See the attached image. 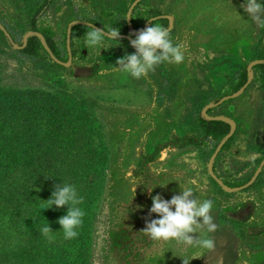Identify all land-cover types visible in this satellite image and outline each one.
<instances>
[{"label": "rangeland", "instance_id": "obj_1", "mask_svg": "<svg viewBox=\"0 0 264 264\" xmlns=\"http://www.w3.org/2000/svg\"><path fill=\"white\" fill-rule=\"evenodd\" d=\"M32 1L0 0V13L7 22L22 23ZM117 1L57 0L54 11L45 17V23L59 37L63 38L66 33L67 46L72 39H82L85 56L81 59H73L72 56L68 70L61 73L62 79L71 91L90 95L99 102L98 115L103 124L100 132L105 134L109 148V160L104 173L101 171L99 176L94 173L97 176V192L92 206L94 219L88 256L83 264H183V260L189 259H192L190 264H255L257 259L264 257V253H260L262 250L255 247L256 244L264 243V234L258 233L261 227L264 228V203L255 206L252 202L253 206L250 207L245 201L255 200L248 198L249 193H231L211 174H216L223 182L238 181L245 161L262 157L255 150L252 151L254 153L248 152V147L264 148L263 133L259 131L251 134V118L259 107L256 86L253 85L245 93L246 86L244 91L242 88L226 99L236 100L229 110H222L220 115L228 116L229 111L234 114L236 136L230 150L221 155L217 165L216 159L211 165L216 149L209 155L206 146L202 149L194 144L181 146L177 141L185 135H195L194 124L185 119L191 114V101L197 95H202L201 91L211 89L210 85L217 89L224 81L217 71L219 67L213 66L217 59L230 57L232 66L258 62L259 59H254L255 56L251 54V48L260 36V26L241 8L244 0H210L214 12L211 13L212 8L202 9V16L201 11L196 15L195 0L177 4L172 0L168 5L171 8H166L172 11L176 20L175 33L171 39L174 44L182 46L185 60L179 65L164 64L175 74H160L157 69L152 72L149 97L147 86L142 90L140 79L121 74L120 71L110 72V67L116 65L119 58V55L117 58L112 54L126 48L124 44L106 41L112 46L107 50L102 49L100 53L98 49L84 46L85 33L90 30H75L77 25L92 28L80 22L92 23L90 20L93 19L102 24L97 25L99 28L112 24L114 14L111 16L105 12L103 6L112 7L110 4L114 6ZM130 10L129 6L128 12ZM77 11L85 20L77 18ZM17 47L14 44L13 48ZM0 56L4 63L2 70L5 81L44 87L48 80L45 79V67L35 66L30 60L6 49H0ZM102 59H106L105 62ZM98 61L108 70L98 71L95 67ZM205 61L217 69L203 71L201 62ZM92 66L95 68L92 69ZM115 79L118 81L114 82ZM253 79L254 70L250 83ZM130 83L134 85L133 89ZM112 84L116 87L109 89ZM160 93L164 96L163 103L159 98ZM253 97L255 99L252 101ZM251 169L247 167V174ZM152 185L156 187L151 195L160 194L165 199H171L181 189L191 187L200 200L214 201L211 214L218 226L217 231L210 234L215 241L214 250L199 249L176 240H150L142 233L146 221L157 218L156 214H149L152 201L148 189ZM250 195L258 198V192ZM241 204L249 205V213L244 219L251 227L247 235L220 214L222 206L238 207ZM190 235L195 238L198 233ZM8 244L9 248L13 245L11 242Z\"/></svg>", "mask_w": 264, "mask_h": 264}, {"label": "trees", "instance_id": "obj_2", "mask_svg": "<svg viewBox=\"0 0 264 264\" xmlns=\"http://www.w3.org/2000/svg\"><path fill=\"white\" fill-rule=\"evenodd\" d=\"M56 1L30 2L22 23L7 22L0 13V22L12 39L11 41L0 29V49L14 51L16 56L30 60L35 66L42 65L46 68L45 79H48L44 87L40 88L30 84L18 85L16 81L8 83L5 81L2 70L4 63L0 56V264H83L88 256L94 219L92 206L97 192L94 173H104L109 160L105 134L100 132L103 124L98 115L99 102L90 95L71 91L62 79L61 73L68 70L63 64L69 58L67 35L65 33L63 38L59 37L54 29L45 23V17L54 11ZM133 1L118 0L114 6L113 3L110 4L112 7H106L104 4L105 12H109L111 16L114 14L113 23L104 28H119L120 34H129L127 14ZM150 1L153 0L144 1L131 12L130 26L135 33L143 30L151 17L163 15L161 9L146 6ZM77 12V18L85 20V17H81L79 11ZM90 22L102 25L95 19ZM155 23L170 27L166 18H158ZM76 29L92 28L77 25ZM118 39L120 44L132 48L128 38L121 36ZM263 39L264 27H260V36L251 48L254 59L259 60L252 69H249L248 62L232 66L230 57L217 59L214 63L216 65L213 66L219 67L217 71L221 73L224 81L219 88L201 91L203 94L197 95V98L191 101L192 111L185 119L194 124L195 135H185L178 139L177 142H180L181 146L194 144L201 149L206 146V152L210 155L223 143L231 131V124L217 117L221 116L222 110H229L236 99L218 103L223 98H229L230 94L241 91L248 83L253 70L254 79L245 90L246 93L254 85L259 92V107L251 118V134L259 131L264 133ZM14 44L18 46L17 49L13 48ZM69 45L73 58L81 59L85 56L81 38L76 41L72 39ZM116 54L122 53L118 51ZM156 69L160 74L176 73L164 64ZM13 77L15 78V75ZM166 81L169 82L168 79ZM159 98L163 103L162 93ZM210 102L214 106L208 107L205 113L204 109ZM228 116L234 114L229 111ZM235 136L234 134L223 144L216 158V165L221 155L230 150ZM248 150L264 154L258 146L248 147ZM260 160H257L256 164L246 165L253 168L245 174L246 176L238 181L226 180L225 184L231 188L247 184ZM261 176L248 189L258 187ZM9 180L12 182L9 183ZM59 183L74 184L84 197V203L81 205L86 212L84 223L78 229V238L73 240L63 238L61 226L57 223L58 219L66 214L67 206L45 209L48 207L45 201L50 198L54 186ZM221 191L228 195L222 189ZM244 207V204L238 207L222 206L220 214L228 222L235 223L239 231L247 235L251 227L244 220L248 215L244 213ZM48 222L54 232L58 231L52 234L53 239L38 231ZM258 233L264 234V228L261 227ZM10 242L13 244L11 248L8 244ZM255 247L262 250L260 253H264V243L256 244ZM255 264H264V257L257 259Z\"/></svg>", "mask_w": 264, "mask_h": 264}, {"label": "clouds", "instance_id": "obj_3", "mask_svg": "<svg viewBox=\"0 0 264 264\" xmlns=\"http://www.w3.org/2000/svg\"><path fill=\"white\" fill-rule=\"evenodd\" d=\"M241 8L258 26L264 27V0H244ZM151 21V26L140 30L130 41L135 52L116 60L120 71L134 79L147 77L149 72H154L159 65H179L185 60L182 46L173 43L168 28L155 23V18ZM119 35V28L106 30L104 27L92 26V29L85 33L84 46L98 49L101 53L102 49L107 50L112 46L106 41H119ZM155 187L156 185H152L148 189L152 201L149 214H156L157 218L146 221L142 233L150 240H176L199 249L214 250L215 241L210 235L217 231L218 227L211 214L214 201L200 200L191 187L181 189L179 194L173 195L171 199H165L160 194L151 195ZM45 202L48 204L45 209L67 206L66 214L61 216L57 223L61 226L60 231L63 232L65 240L78 238V229L83 226L86 212L81 207L84 197L80 195L77 187L72 183H59L54 186V191ZM38 231L49 239H53L52 234L58 232L52 230L49 222L42 225ZM191 233H198V236L194 238ZM191 260H183V264H190Z\"/></svg>", "mask_w": 264, "mask_h": 264}, {"label": "crops", "instance_id": "obj_4", "mask_svg": "<svg viewBox=\"0 0 264 264\" xmlns=\"http://www.w3.org/2000/svg\"><path fill=\"white\" fill-rule=\"evenodd\" d=\"M137 0H134L133 2H132V4L130 5V7H131V11H129L128 12V14H127V20H128V24H129V34H123V35H120V36H123V37H126V38H128L130 41L132 40V39H134V37L138 34V33H136V34H134L132 31H131V28H130V24H131V19H130V17H131V12L133 11V9L135 8V7H137L138 5H140L141 3H144V1H146V0H139L138 2H137V4L135 5V6H133L134 5V3L136 2ZM171 1L172 0H153V1H150L149 3H148V5H146V6H154L155 8H159V9H161L162 10V12H163V15H161V16H156V17H151L149 20H148V24H147V26L144 28V29H146L147 27H149V26H151V24H152V21H151V19L152 18H155V20L156 19H158V18H166V19H168V22H169V28H168V30H169V32H170V30L172 29V31H173V29H174V26H175V22H176V20H175V16H174V14L172 13V11H169V10H166V8L168 7V5H169V3L171 4ZM176 1V4L177 3H184L186 0H175ZM196 1V15L198 16L199 15V12L202 10V9H210V8H212V6H211V4H210V0H195ZM212 1V0H211ZM173 4H174V1H173ZM172 4V5H173ZM145 7V6H144ZM168 8H171V6L170 7H168ZM167 8V9H168ZM212 12H214L213 11V8H212V10H211V13ZM130 13V14H129ZM201 16H202V11H201ZM213 14V13H212ZM89 24H91V26H92V23H89ZM94 26H96V27H98L97 25H95L94 24ZM99 28V27H98ZM175 32H172V34L170 35V37L174 34ZM70 44V43H69ZM70 46V45H69ZM120 49H118V50H116V51H119ZM68 52H69V49H68ZM120 53H122V54H116V52L114 51V54H112L113 56H116L117 57V55H119L118 57L120 58V57H123L125 54H129V53H134L135 52V49L134 48H129V47H123V49L121 50V51H119ZM72 54V53H71ZM73 56V55H72ZM117 57V58H118ZM223 58H224V56H222ZM74 59V58H73ZM106 60V59H105ZM105 60H103L102 59V62L104 61L105 62ZM95 63H98V65L96 64L95 65V67H96V69L98 70V71H101V72H103L102 70H108V69H104L105 67V65H102L99 61L98 62H95ZM201 64H202V70L204 71H210V69L212 68V65L210 66L209 64H207L206 63V61L205 62H201ZM93 67L94 66H92V69H93ZM94 67V68H95ZM109 68V67H108ZM97 70H96V72H97ZM113 72V71H120V69H119V67L117 66V65H112L111 67H110V72ZM212 71H213V69H212ZM212 71H210V72H212ZM121 72V74H124L122 71H120ZM151 75H152V72H149V74H148V76L147 77H142V78H140V80H141V83H142V86H141V88H142V90H144V88L146 89V86H147V95L150 97L151 96V93H150V84H151ZM118 80H116L115 79V81L114 82H117ZM133 83V82H132ZM132 83H130V87L133 89L134 88V85L132 84ZM146 84V85H145ZM116 86H114L113 84L112 85H110V87H109V89H113V88H115ZM210 87H211V89L212 90H214V88H212V85H210ZM256 89V88H255ZM208 90V89H207ZM256 91H257V94L259 93L258 92V90L256 89ZM255 98L253 97L251 100L253 101ZM211 104H213L212 102H210L208 105H207V107L205 108V109H207L208 107H211L210 105ZM213 106V105H212ZM204 109V110H205ZM207 111V110H206ZM206 111H205V113H206ZM207 117H209L208 115H207ZM225 117H227L228 119H230L231 121H233L234 122V117L233 116H225ZM236 122V121H235ZM234 134H235V132H234ZM233 134V135H234ZM232 135V136H233ZM263 136H264V133L262 134ZM222 150V149H221ZM262 151H264V148H262ZM248 152H252V151H248ZM256 153H259L262 157L259 159L260 160V162H259V164H258V166H257V168H256V170L258 169V167L261 165V163H262V161L264 160V154L262 153V152H259V151H255ZM220 153V152H219ZM252 153H254V152H252ZM219 155V154H218ZM217 155V156H218ZM251 158H254V157H251ZM256 161L257 160H255L254 159V161H252V159H250V161L249 162H246L245 161V163L243 164V171H241L240 173H239V176L240 177H244V176H246L245 174L247 173V167L248 166H246V165H252L253 163H255L256 164ZM256 172V171H255ZM260 175H262L261 177H260V185L258 186V187H256L255 189H253V188H250V189H248L250 186H252V185H250L249 187H247V188H245V189H243V190H239L240 192H247V193H249V197L248 198H250V199H254L255 200V202L254 201H252V200H250V201H245L246 203H248L249 205H250V207H251V205L254 203V205L255 206H259L261 203H264V166H263V169H262V171L260 172V174H259V176ZM254 176V175H253ZM252 176V177H253ZM259 176H258V178H259ZM257 178V179H258ZM256 179V180H257ZM251 180V179H250ZM225 183V182H224ZM244 186V185H243ZM236 188V187H235ZM238 191V192H239ZM254 192H258V198L257 199H255L252 195H250V194H253ZM232 193V192H231ZM245 196V195H244ZM263 197V198H262ZM253 202V203H252ZM247 204V205H248ZM248 205V206H249ZM253 206V205H252ZM259 213L261 214V210L259 211ZM263 218V217H262Z\"/></svg>", "mask_w": 264, "mask_h": 264}, {"label": "water", "instance_id": "obj_5", "mask_svg": "<svg viewBox=\"0 0 264 264\" xmlns=\"http://www.w3.org/2000/svg\"><path fill=\"white\" fill-rule=\"evenodd\" d=\"M139 0H137L135 3H134V5L133 6H135L136 4H137V2H138ZM131 11V10H130ZM130 14V13H129ZM80 23H85V24H88V25H91V24H89L88 22L86 23V22H80ZM92 26H94V25H92ZM96 27V26H95ZM98 28V27H97ZM130 28H131V26H130ZM0 29L6 34V36L12 41V39H11V37H10V35H9V33L7 32V30L5 29V27L3 26V24L0 22ZM131 31L134 33V34H136L132 29H131ZM68 49H69V59H68V61L67 62H65V63H63L66 67H68V66H70V64L72 63V54H71V50H70V46H68ZM56 61H58V60H56ZM59 62V61H58ZM254 64L255 63H253V64H251L250 65V67H249V69H252V67L254 66ZM252 77H253V73H251V75H250V78H249V81H248V83L243 87V89H242V91H244L245 90V88H246V86H248V84L250 83V81L252 80ZM235 95H233V96H231V97H234ZM227 99V97L226 98H223L220 102H222V101H224V100H226ZM219 104V103H218ZM214 106V104H211L210 106ZM204 111H206V109L204 110ZM209 118H212V117H210L209 116ZM218 119H221V120H225V121H228L230 124H231V131H230V133H229V135L226 137V139L223 141V143L222 144H220V145H218V147L216 148V151H215V153H214V155H213V157H212V160H211V165L213 164V162H214V160L216 159V157H217V155L219 154V152L221 151V149H222V147H223V144L234 134V132H235V125L233 124V121H231L230 119H228L227 117H223V116H219V117H217ZM263 166H264V160L262 161V163H261V165L258 167V169L256 170V172L254 173V176L251 178V180L247 183V184H245L244 186H240V187H236V188H231V187H229V186H227L216 174H214V173H212L211 175H212V177L225 189V190H227V191H229V192H234V191H239V190H243V189H245V188H247V187H249L250 185H252L255 181H256V179L258 178V176H259V174H260V172L262 171V169H263Z\"/></svg>", "mask_w": 264, "mask_h": 264}, {"label": "flooded vegetation", "instance_id": "obj_6", "mask_svg": "<svg viewBox=\"0 0 264 264\" xmlns=\"http://www.w3.org/2000/svg\"><path fill=\"white\" fill-rule=\"evenodd\" d=\"M243 209H244L245 214L249 213V206L248 205H245V207Z\"/></svg>", "mask_w": 264, "mask_h": 264}]
</instances>
